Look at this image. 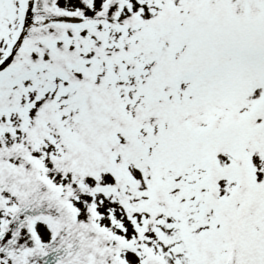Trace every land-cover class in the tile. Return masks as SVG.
I'll return each instance as SVG.
<instances>
[{"label": "snow or ice", "instance_id": "6c2138e0", "mask_svg": "<svg viewBox=\"0 0 264 264\" xmlns=\"http://www.w3.org/2000/svg\"><path fill=\"white\" fill-rule=\"evenodd\" d=\"M0 264H264V0H0Z\"/></svg>", "mask_w": 264, "mask_h": 264}]
</instances>
